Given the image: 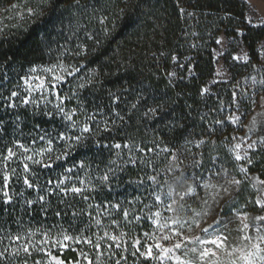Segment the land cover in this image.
<instances>
[{"label":"trees","instance_id":"trees-1","mask_svg":"<svg viewBox=\"0 0 264 264\" xmlns=\"http://www.w3.org/2000/svg\"><path fill=\"white\" fill-rule=\"evenodd\" d=\"M21 4L29 5L34 14L22 22H10L9 9ZM250 11L243 0H0V149L15 140L30 144L34 136L65 131L67 122L54 109V98L47 107L42 101L39 108L19 102L22 78L35 65L63 62L79 68L63 86L61 95L73 97L63 107L76 110L77 130L86 122L92 126V132L84 134V146L75 148L60 162L62 166L46 169L30 164L35 176L29 179L39 185V191L23 184L19 165H10L16 167L8 188L12 202L4 204L0 194V251L8 248L0 264H24V259L38 255H12L16 244L7 239L9 235L31 231L32 239L39 240L44 230L54 235L61 228L72 236L83 231L94 240V234L105 231L127 233L128 251L113 249L116 256L111 259L101 242L105 255L100 264H115L121 255L127 257L121 264H131L134 258L147 264L150 260L131 255L135 238L145 242L182 232L189 238L211 239L201 230L217 219L227 223L221 231L230 248L241 244V219L246 217L253 225L256 217L264 215V209L254 203L259 193L253 187L257 178L264 180V145L256 144L249 153L250 164L235 159L238 137L251 133L248 128L240 131L230 119L240 86L238 67L232 68L231 84L204 89L214 79L217 41L222 35L240 40L251 65L258 62L264 26L249 24ZM258 80L264 82V73ZM13 91L20 96L13 98L17 107L9 108L6 102ZM92 114L95 120L87 121ZM63 143L54 140L53 147L61 151ZM117 143L121 149L112 147ZM43 145L39 141L33 147ZM241 167L247 169L248 178ZM65 168H73L68 175L78 174L89 189H95L84 193L88 200L51 191L55 185L47 181L62 178ZM105 173L109 180L102 182ZM232 178L241 184H229ZM69 183L81 186L78 179ZM189 187H195V194L183 195ZM38 196H44V201ZM115 204L120 209L112 207ZM124 209L130 213L127 220ZM248 234L254 236L255 229ZM68 244V248L50 250L64 264H76L82 249L96 264L97 250L83 243ZM184 245L189 251L184 255L182 249L178 254L197 263V254L190 249L199 250L201 245L195 239Z\"/></svg>","mask_w":264,"mask_h":264},{"label":"snow or ice","instance_id":"snow-or-ice-1","mask_svg":"<svg viewBox=\"0 0 264 264\" xmlns=\"http://www.w3.org/2000/svg\"><path fill=\"white\" fill-rule=\"evenodd\" d=\"M77 3H79V0H77ZM28 13L29 15L34 14V10L28 9ZM103 22L104 21L102 19L101 23ZM217 43H219V41H217ZM37 71L38 69L33 67L29 70V75L22 78L23 83L19 85V87L23 90L25 95L20 96L17 91L11 92L10 96L7 98L6 107L16 108L17 103L13 101V98L18 96H20L19 102L22 105L27 106L31 104L39 108L41 102L43 101L45 103V107H47L48 104L52 103V99L50 97H53L55 101H57L54 104V109L63 117V120L67 122V125L64 132H58L54 137L45 133L34 136L30 144H25L19 140H15L12 143V146L6 147V149H0V174H2L3 185V187L0 188V194H2V202L4 204H10L13 200L8 188L10 179L16 175V167H10V165H19L22 168L23 184L29 189L39 191V185H34L29 179L30 175L35 176V173L30 168V164L46 169H53L56 166H62L60 162L66 160L75 148L84 146V140L86 139L84 134L92 132L91 123L87 122L83 123L77 130V122L73 119L76 114V110L73 109L71 111H66L63 107L64 101L66 99L70 100L73 97L62 96L58 90L68 77L74 76L75 73L79 71V68L59 62L56 65L41 68L40 72L43 73L42 75H33L34 73H37ZM83 86V84L79 85L81 88ZM204 91H207V89H204ZM37 94L38 98H36ZM46 114L50 117L53 115L52 111H48ZM230 119L233 124L239 122V117H232ZM86 120H95V114L87 115ZM217 123L222 122L217 121ZM74 130H76V134H72ZM97 130H99L98 124ZM105 130H107V122H105ZM255 130L256 120L254 118L252 126L249 128V132H253ZM241 139L243 140V138ZM54 140L64 142L61 151H57V149L53 147ZM39 141H44V145L41 147H33V145H36ZM260 142L264 144V137H260ZM112 147L121 149L122 146L117 143ZM123 147L131 151V146L129 144H124ZM247 147L248 149H253L255 147V142L248 144ZM240 148V143H237L234 146L233 151H235V159L237 161L246 160L249 164L252 163L251 157L246 150L243 155H241L239 151H236ZM139 151L143 152L144 149L141 148ZM149 151H151V149H149ZM119 155L120 153L117 152V156ZM130 162L135 163L134 160H130ZM112 163L116 162L112 161ZM196 166H199L198 162ZM80 167H83V162H81ZM111 171L113 170L109 169V172ZM240 171L245 174V178H248L247 169L241 167ZM71 173H73V168H65L64 173L61 174L62 178H58L55 181L49 179L47 183L55 185L51 191L58 190L60 193L65 195L72 193L77 196H82L84 200H88L89 196L84 193L90 190L94 191L95 189H89L86 186L85 181L83 179H79L78 174L75 176L68 175ZM17 179H20V177H17ZM73 179H78L81 186L78 187L74 183H69ZM100 179L102 182H107L109 180L108 173H105V175ZM149 179L155 181V177H150ZM228 183L239 186L241 184V180L232 178ZM257 184L264 185V180H259L257 178V183L253 184V187L256 188L259 193L254 203L261 209H264V187H257ZM205 187H208V185ZM195 191V187H189L183 195H193L195 194ZM224 191L227 192V188H225ZM44 199V196H38L39 201H44ZM157 199H159V197H157ZM26 203L31 205L33 202L27 201ZM112 207L120 209L119 204L112 205ZM168 210H172L171 205L168 206ZM56 215L59 216L60 213L57 212ZM129 215V211L124 209L123 216L126 220ZM155 216L159 217L160 213H155ZM135 219L139 220L140 218L136 217ZM245 220L246 217L241 219L242 228L240 231L244 233L241 237V246L230 248V246L226 243L228 237L221 231V228H227V223L221 224V221L217 219L214 221V224L201 230L206 234V236H210L211 239H201L199 236L195 238L185 237V239L189 241L195 239L202 246L199 250L193 247L190 251L197 254V259L202 262V264H223L218 251L227 253L229 258L228 264H264V215L256 217L255 220L257 223L253 225H249L245 222ZM175 222L176 221H174V223ZM112 223L115 224L117 221H112ZM128 223H131V221H128ZM153 223L158 224L161 228L167 227V224H159L158 220H153ZM96 224L100 225L101 221L97 219ZM198 226L199 225H197V227ZM250 228L255 229V236L248 234V230ZM209 229H212V231L210 232ZM34 235L35 233H32L31 231H29L27 235L23 236L19 233L14 236L9 235L7 239L16 244V247L13 248L11 254H24L30 257L35 252L37 254H43V256L47 257V259L43 261L36 260L35 264H53V262L54 264H64V261L53 255L50 249L55 247H59L61 249L67 248L69 247V244L66 242H72L74 244L83 243L88 245L90 248L97 250L96 264H100V257L105 255L103 251H100L102 247L101 242H104L103 246L107 249L109 259L116 256V252L113 249H119L122 252L128 251V241L124 239L127 233L123 231H121L119 235L110 234L107 231H105L103 235L94 234L95 240L93 237L85 236L83 231H81L77 236H72L63 228H61L60 231L54 235L51 233V230H44L41 232L42 238L39 240H33L32 237ZM144 235L149 236V233H144ZM177 235H182V233H177ZM170 238L171 237L169 235H163L159 238V240L166 241ZM159 240H157L154 244L145 243V250L142 251L140 247L141 240L139 238H135L132 241V248L134 251L131 255L135 257L139 254V257H142L145 260L159 261L160 264H165L166 261H174L175 264H193V261L183 259L181 255H177V252L182 249L184 250V255H186L189 251L183 241H176L171 246H164L161 242H159ZM2 241L3 238H0V243H2ZM21 241L23 242L18 243ZM204 245H213L214 247H203ZM153 248L157 250L156 254L153 253ZM7 252L8 248H4L0 251V258L4 257ZM80 255L87 261V264H93V260L89 258L88 253L84 252L82 249L80 250ZM122 260L126 261L127 257L121 255L120 258L115 260V264H121ZM24 264H27V260L24 261ZM76 264H79V261H77Z\"/></svg>","mask_w":264,"mask_h":264},{"label":"rangeland","instance_id":"rangeland-1","mask_svg":"<svg viewBox=\"0 0 264 264\" xmlns=\"http://www.w3.org/2000/svg\"><path fill=\"white\" fill-rule=\"evenodd\" d=\"M243 1H245L250 6L251 9L250 15L248 17L249 24L257 27L264 26V0H243ZM29 8L30 6L27 4L15 5L13 8L9 9L8 13L6 14L7 19H9L10 22H14V21L17 23L22 22L23 20L26 19V17L30 16L28 13ZM259 50H260V54H259L258 62L251 65V59L248 55V51L246 47L242 44V42L240 40H236L234 38H229L225 35H222L219 38L218 49L215 53V60H216L215 76L213 81L211 82V85L207 88V91H211V88L214 87L216 84H224V83L231 84L233 80L232 68L238 67V82H240V86L238 87L234 95V97L236 98L234 102L235 114L232 117H239V122L234 125L240 131H245L252 126L253 119L255 118L256 120L255 131L248 133L249 135L244 133L243 135L238 137L237 143L241 144V148L236 151H239L241 155L244 154L245 150L248 153H250L253 150V149H248L247 147L248 144L253 142H255V145L258 143L262 144L260 142V137H264V82L258 80L259 74L264 73V42L260 45ZM56 64L57 63L48 66L35 65L33 67H36L38 71L33 75H42L43 73L40 72L41 68L50 67ZM30 69L31 68H29L25 72V76L29 75ZM241 83L244 84L245 89H243ZM65 84H67L66 81L63 82V85L61 87H59L58 90L60 94L63 92V86ZM23 95H25L24 92L22 93V96ZM50 98L52 99L53 97ZM54 136H56V134L53 135V137ZM241 138H243V140ZM241 161H245V160H241ZM262 187H264V185H262ZM177 233H182V232H175L172 234V236H170L171 238L169 240L166 241L160 240L159 242H161L164 246H171L176 241H183V243L185 241L187 242L189 241L185 239L186 233H182V235H177ZM155 242H157V239L147 240L145 242L141 241L140 247L142 249L144 248L145 250L144 247L145 243L154 244ZM239 246H241V244ZM203 247L212 248L214 246L204 245ZM156 251L157 250L153 248L154 254H156ZM178 252L177 255H179ZM218 254L221 257L223 264H228L229 258L227 256V253L218 251ZM46 258L47 257L38 254L36 255L35 259L34 258L31 260L28 259L27 264H35L36 260L43 261L46 260ZM25 260L26 259H24V261ZM141 260L142 259L134 258V261L131 264H145ZM78 261L79 264H87V261L81 255ZM170 262H172L171 264H175L174 261H169V263H167L166 261L165 264H170ZM147 264H160V262L150 260V262ZM193 264H202V262L198 260L197 263H193Z\"/></svg>","mask_w":264,"mask_h":264}]
</instances>
